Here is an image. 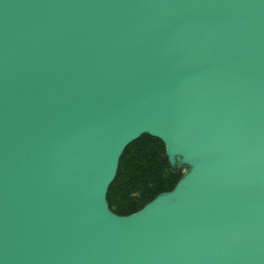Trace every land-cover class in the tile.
I'll return each mask as SVG.
<instances>
[{
	"label": "water",
	"instance_id": "1",
	"mask_svg": "<svg viewBox=\"0 0 264 264\" xmlns=\"http://www.w3.org/2000/svg\"><path fill=\"white\" fill-rule=\"evenodd\" d=\"M144 133L183 174L119 214ZM0 264H264V0H0Z\"/></svg>",
	"mask_w": 264,
	"mask_h": 264
},
{
	"label": "trees",
	"instance_id": "2",
	"mask_svg": "<svg viewBox=\"0 0 264 264\" xmlns=\"http://www.w3.org/2000/svg\"><path fill=\"white\" fill-rule=\"evenodd\" d=\"M183 170L173 171L166 145L158 137L144 133L124 150L115 180L108 190L113 211L130 214L156 195L174 188Z\"/></svg>",
	"mask_w": 264,
	"mask_h": 264
}]
</instances>
